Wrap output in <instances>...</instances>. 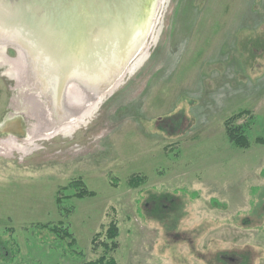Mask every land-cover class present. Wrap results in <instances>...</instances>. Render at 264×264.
<instances>
[{
  "label": "rangeland",
  "instance_id": "1",
  "mask_svg": "<svg viewBox=\"0 0 264 264\" xmlns=\"http://www.w3.org/2000/svg\"><path fill=\"white\" fill-rule=\"evenodd\" d=\"M14 11L29 24L48 18ZM75 11L45 24L72 51L85 40ZM145 35L110 97L65 82L59 121L57 78L37 73L47 59L0 28V245L13 251L0 264H83L110 218L117 264H264V0H154ZM240 109L246 149L225 136ZM133 173L146 176L140 187L127 185ZM78 176L95 197L65 200V218L55 192ZM59 221L84 259L32 226Z\"/></svg>",
  "mask_w": 264,
  "mask_h": 264
},
{
  "label": "water",
  "instance_id": "2",
  "mask_svg": "<svg viewBox=\"0 0 264 264\" xmlns=\"http://www.w3.org/2000/svg\"><path fill=\"white\" fill-rule=\"evenodd\" d=\"M153 5L154 0H0V28L5 37L34 59H47L49 64L45 67L37 63V73L57 78L54 95L59 120L63 113L58 107V95L65 82L82 84L94 98L100 95L102 99L110 97L122 78L132 71L128 70L129 63L145 39ZM15 7L26 11L30 8L37 19L43 14L54 18L64 9L75 8L81 16L80 23L86 22L81 29L85 40L72 51L56 33L57 27L45 26L48 18L43 23H26L13 14ZM92 16L96 19L88 21ZM101 18L107 20L103 25ZM140 18L144 23L142 29L136 23ZM120 29L124 33L120 37L112 33Z\"/></svg>",
  "mask_w": 264,
  "mask_h": 264
},
{
  "label": "trees",
  "instance_id": "3",
  "mask_svg": "<svg viewBox=\"0 0 264 264\" xmlns=\"http://www.w3.org/2000/svg\"><path fill=\"white\" fill-rule=\"evenodd\" d=\"M249 114L248 110L240 109L237 112H234L231 116L225 119L224 128L225 136L228 141L235 147L246 149L249 147L250 143L246 135L247 123L243 122L241 124H236L235 122L242 118L244 115ZM113 186L117 185V179L109 174L108 176ZM146 181V176L143 174L133 173L127 180V185L136 188L140 187ZM66 191L70 193L65 194ZM95 192L89 190L84 184L80 176L71 178L68 183L64 186H59L55 192V202L60 212L61 216L67 218L73 213V207L64 205V201L71 198H84V197H93ZM34 226L38 230L46 229L53 233V236L61 240H67V247L69 249V255H75L79 260L84 259L83 252L79 251L76 248V242L71 233L68 232L67 226L59 221L57 223H35ZM10 231V230H9ZM119 236V228L115 219L110 218V221L107 223V228L104 231H97L94 233L90 241L91 250L98 252V255L94 259L86 260L83 264H117L116 260L112 256V253L116 251L118 247L117 238ZM8 241L2 242L3 245L8 244ZM15 242L12 241V245L15 246ZM3 245H0V252L3 254L4 258H7V255H12V250L5 251ZM67 247H64L66 249ZM63 249V248H61ZM16 253L18 250L16 248ZM11 257L7 261H11Z\"/></svg>",
  "mask_w": 264,
  "mask_h": 264
},
{
  "label": "bare ground",
  "instance_id": "4",
  "mask_svg": "<svg viewBox=\"0 0 264 264\" xmlns=\"http://www.w3.org/2000/svg\"><path fill=\"white\" fill-rule=\"evenodd\" d=\"M74 10H76L75 8H74ZM75 12H77V11H75ZM78 13V12H77ZM82 119H83V117H82ZM67 128L69 129L70 128V126H67Z\"/></svg>",
  "mask_w": 264,
  "mask_h": 264
},
{
  "label": "crops",
  "instance_id": "5",
  "mask_svg": "<svg viewBox=\"0 0 264 264\" xmlns=\"http://www.w3.org/2000/svg\"><path fill=\"white\" fill-rule=\"evenodd\" d=\"M172 111V110H171ZM145 153H147L148 154V152L146 151ZM152 153L154 154V152L152 151ZM154 165V164H153ZM95 197V196H94ZM91 198H93V197H91Z\"/></svg>",
  "mask_w": 264,
  "mask_h": 264
},
{
  "label": "flooded vegetation",
  "instance_id": "6",
  "mask_svg": "<svg viewBox=\"0 0 264 264\" xmlns=\"http://www.w3.org/2000/svg\"><path fill=\"white\" fill-rule=\"evenodd\" d=\"M46 124H48V123H46ZM51 125H52V124L49 123V126H51ZM53 127H54V125H53Z\"/></svg>",
  "mask_w": 264,
  "mask_h": 264
}]
</instances>
